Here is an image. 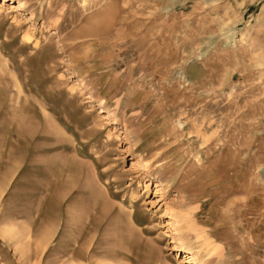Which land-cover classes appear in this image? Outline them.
Listing matches in <instances>:
<instances>
[{
    "label": "rangeland",
    "instance_id": "rangeland-1",
    "mask_svg": "<svg viewBox=\"0 0 264 264\" xmlns=\"http://www.w3.org/2000/svg\"><path fill=\"white\" fill-rule=\"evenodd\" d=\"M0 264H264V0H0Z\"/></svg>",
    "mask_w": 264,
    "mask_h": 264
},
{
    "label": "bare ground",
    "instance_id": "bare-ground-1",
    "mask_svg": "<svg viewBox=\"0 0 264 264\" xmlns=\"http://www.w3.org/2000/svg\"><path fill=\"white\" fill-rule=\"evenodd\" d=\"M20 6H22V3L21 2H19L18 5H16L15 3H12V6L10 5L11 8L12 7H20ZM171 212H172L171 214H174V215L178 214V211L175 210L174 208H171Z\"/></svg>",
    "mask_w": 264,
    "mask_h": 264
}]
</instances>
